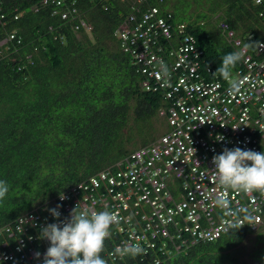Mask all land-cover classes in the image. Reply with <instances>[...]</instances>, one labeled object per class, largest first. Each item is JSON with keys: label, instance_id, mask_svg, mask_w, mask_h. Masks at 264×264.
I'll return each mask as SVG.
<instances>
[{"label": "trees", "instance_id": "1", "mask_svg": "<svg viewBox=\"0 0 264 264\" xmlns=\"http://www.w3.org/2000/svg\"><path fill=\"white\" fill-rule=\"evenodd\" d=\"M164 1L162 9L185 23L204 50V65L212 69H218L224 55L241 52L221 32L222 22L251 52L255 43L264 42V20L258 17L262 7L254 0H177L173 6L171 0ZM135 3L80 0L78 15L91 26L90 37L84 28L75 32L52 16L53 10L41 7V0H0V17L5 16L0 40L13 32L22 40L0 49V180L9 186L0 201V227L44 209L67 188L132 153L128 146L133 138H144L151 120L166 105L161 90H145V77L116 37ZM194 6L203 11L192 12ZM175 8L187 9L191 19H179ZM257 232L231 231L164 264H233L230 253ZM256 253L264 264V250Z\"/></svg>", "mask_w": 264, "mask_h": 264}, {"label": "built area", "instance_id": "2", "mask_svg": "<svg viewBox=\"0 0 264 264\" xmlns=\"http://www.w3.org/2000/svg\"><path fill=\"white\" fill-rule=\"evenodd\" d=\"M79 1L41 0L40 5L64 20L76 21L81 18ZM135 1L134 13L116 34L136 71L145 77V90L163 92L167 103L158 114L166 120L168 130L54 199V208L60 205V221L70 218L78 203L89 212L107 209L119 213L121 221L112 227L102 253L106 264H164L199 243L213 242L237 230L229 227V221L249 223L244 216L251 214V225L241 228L252 230L264 222V196L259 192L228 191L230 209L215 206L214 200L225 190L216 180L212 163L213 156L225 148L264 152V42L257 43L252 53L227 23H221L228 40L243 54L232 72L240 85L233 95L229 83L204 65V50L185 23H174L171 12L160 8L164 0H157L158 6L152 0ZM254 1L262 7L259 16L264 20V0ZM144 5L146 9L141 7ZM15 38L10 34L0 46ZM161 62L170 72V78H164L167 84L157 75ZM57 222L50 212L32 211L1 229L0 264H42L49 242L40 239L41 229ZM126 243L140 244L144 254L134 259L114 255Z\"/></svg>", "mask_w": 264, "mask_h": 264}, {"label": "clouds", "instance_id": "3", "mask_svg": "<svg viewBox=\"0 0 264 264\" xmlns=\"http://www.w3.org/2000/svg\"><path fill=\"white\" fill-rule=\"evenodd\" d=\"M152 1L150 3L153 5ZM163 5H165V1L163 2L160 8H162ZM132 6L133 4H131V10L129 11L128 15L125 17L123 22L128 18V16L134 13ZM154 6H158L157 0ZM171 14L173 15L172 12ZM51 15L56 16L64 23H67L71 28H73L75 32H78L79 30L84 28L86 33L89 31V33H91V26H89L87 23L86 27L80 25L79 20L81 18H78V20L76 21H70L62 19L60 15H53V13ZM1 17L0 25L5 26V18L2 19ZM258 17L261 18L259 16V13ZM173 21L174 23H184L176 21L174 15ZM77 25H80V27L77 28ZM230 30L234 31L232 28H230ZM221 32L227 37V34L225 32H223L222 30ZM13 33L15 34V32ZM234 33L236 36L237 33L235 31ZM10 34L6 38L1 39L0 41L8 39ZM116 37L118 38L117 34ZM249 37L252 38L251 35H249ZM236 38L238 37L236 36ZM15 39H17L18 44H21V39H19L17 36ZM18 39L20 40V43L18 42ZM13 40H8L4 45L0 46V49L3 48L8 42H11ZM256 44L257 43L254 44L253 50ZM246 47L248 46L246 45ZM242 55L243 54L240 51L230 52L224 55L221 59L220 66L216 70V73L222 79L229 83V91L233 95H236L238 93L240 85L237 80L233 79L232 72L233 69L236 67L237 63L242 59ZM159 67L160 72L157 73L158 77H160L161 79L170 78V72L167 65L161 62ZM164 83L167 84L168 80L164 79ZM238 128L239 127L233 128V130H236ZM218 137V140L223 139V137L221 136ZM136 150H133L132 152ZM212 163L214 165L216 173V180L220 184V186L225 190V194L217 196V198L214 200V204L217 208L221 209L222 211L230 209L231 201L228 199L227 196L228 191H237L245 194L250 192H259L261 196H264V152L243 150L239 147L233 148L231 150L225 148L222 153L213 156ZM69 188H67L66 190H68ZM66 190H64L63 192H65ZM8 192L9 186L7 182L5 180H0V201H3L5 199ZM57 197L58 195L54 199H56ZM64 198L65 197L61 195V199ZM54 199L51 203H48L44 207V209L37 208L29 211H38L45 214H48L50 212V214L58 221L57 223L47 224L41 229L40 239L47 240L49 242V246L43 256L42 264H106V260L103 258L102 253L105 250V242L111 238L112 227L118 226L121 221L119 213L115 211H109L107 209L99 212H89L88 210H81L80 205L78 203L71 210L70 218H66L63 221H60L59 218L61 214L58 210L60 205H57V207L54 208ZM46 208H48V210H46ZM244 220L249 221V223H244L240 219H235L233 221H229V227L238 230L245 224L251 225V222L254 220V217L251 214H246L244 216ZM13 223L14 221L0 227V230L6 228L9 225H12ZM259 228L257 230H259ZM257 230L251 229V231L253 232ZM143 254L144 249L138 243H126L122 247H117L114 250V255H117L120 258L131 257L134 259ZM40 256L41 254L39 252L35 253L36 259H40Z\"/></svg>", "mask_w": 264, "mask_h": 264}, {"label": "rangeland", "instance_id": "4", "mask_svg": "<svg viewBox=\"0 0 264 264\" xmlns=\"http://www.w3.org/2000/svg\"><path fill=\"white\" fill-rule=\"evenodd\" d=\"M168 2H169V4H171L173 6L174 4L177 3V0H171ZM184 9H181V10L176 9V8L174 9L177 17L179 19L183 18L185 20L191 19V13L189 11L187 12V9H186V11ZM202 9H203L202 6L201 7L199 6V8H197V9L195 7V8H192V10H193L192 12L200 13L203 11ZM214 16H216V15H214ZM217 17L218 16H216V18ZM215 20H217V19H215ZM212 31L218 35H219V33L221 34L219 29H213ZM89 32H87V33L91 37ZM131 124H133V119H131L130 125ZM167 130H168V127H167L166 120L161 119L157 115L156 117H154L151 120V127H150L149 131L146 132L144 138H140V137H137L135 139L133 138V140H132L133 144L131 142L130 144H132V145L128 146V149L136 150L138 148H141V147H143L142 145H144V143H146V142L151 143V141L156 140L159 137H161V135L164 134ZM124 132H125V134H127L125 130H124ZM137 133H138L137 131H134V133H133L134 136ZM262 228H261V230H258V232H257L258 234L257 233H250L248 236H246L244 242L239 247L235 248L230 253L235 259L233 264H261V262L256 258V256H258L256 251L262 252L264 250V224L262 225Z\"/></svg>", "mask_w": 264, "mask_h": 264}]
</instances>
